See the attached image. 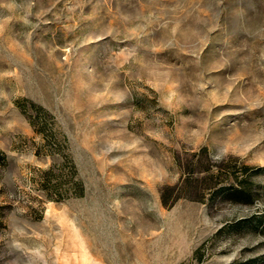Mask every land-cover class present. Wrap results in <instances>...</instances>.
<instances>
[{"label": "rangeland", "instance_id": "obj_1", "mask_svg": "<svg viewBox=\"0 0 264 264\" xmlns=\"http://www.w3.org/2000/svg\"><path fill=\"white\" fill-rule=\"evenodd\" d=\"M0 264H264V0H0Z\"/></svg>", "mask_w": 264, "mask_h": 264}]
</instances>
